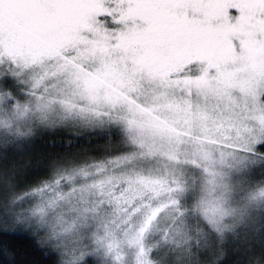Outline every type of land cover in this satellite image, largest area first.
Listing matches in <instances>:
<instances>
[{
	"label": "snow or ice",
	"instance_id": "1",
	"mask_svg": "<svg viewBox=\"0 0 264 264\" xmlns=\"http://www.w3.org/2000/svg\"><path fill=\"white\" fill-rule=\"evenodd\" d=\"M74 2L0 0V110L23 115L30 105L41 111L59 107L109 121L114 119L113 110L125 112L115 118L117 124L129 129L138 154L151 156L157 167L114 179L112 185L119 183L115 191L102 193L94 203L85 202L82 193L75 196L76 203L72 196L67 198L64 206L72 213V227L93 240L78 254L72 253L74 258L67 264H129L122 237L139 239L155 235L156 229L165 241L173 229L191 233L195 226H203L211 231L216 221L191 210L195 197L189 189L198 185L183 178L186 170L215 182L231 156L240 165L241 183L264 197V116L259 121L252 116H216L192 101L193 95L207 97L206 80L212 79L214 85L223 80L224 65L206 57L159 67L148 63L153 39L165 25L177 21L144 10H171L177 0H100L96 11L53 46L36 48L31 55L5 52L3 46L12 40L19 10L34 13L28 17L29 27L41 33L47 24L45 14L57 13ZM206 2L183 0L179 7L195 19L193 8ZM228 14L233 22L239 15L234 7ZM236 51L240 56L246 54L238 43ZM45 68L55 71L38 74ZM146 83L152 89L144 96ZM259 99L264 112V86ZM49 207V201H42L26 216L0 210V264H62L67 247L62 236L69 229L58 231L64 216H52ZM110 208L122 215L109 214ZM172 210L178 215L169 216ZM165 217L169 220L161 227ZM251 254L264 256V244ZM145 255L140 253L136 264H148Z\"/></svg>",
	"mask_w": 264,
	"mask_h": 264
},
{
	"label": "rangeland",
	"instance_id": "2",
	"mask_svg": "<svg viewBox=\"0 0 264 264\" xmlns=\"http://www.w3.org/2000/svg\"><path fill=\"white\" fill-rule=\"evenodd\" d=\"M99 2L100 0H75L57 13L45 14L47 24L41 30L42 34L29 27L32 22L28 17H34V13L19 10L15 13L16 29L10 33L12 40L3 46L5 52L31 55L36 48L53 46L59 39L67 38L74 25L85 21L93 11H96L94 6ZM182 2L183 0H177V7L171 10H144L152 15H162L177 21L165 25L153 39L147 56L148 63L159 67L201 57L217 61L224 65L223 80L215 85L212 79L206 80L203 87L209 89L207 97L193 95V103L206 106L209 114L216 116L224 114H231L234 118L252 116L259 121V118L264 116L259 99V90L264 86L261 84V80L264 79L261 75V69L264 68V0H207L203 7L193 8V12L197 14L195 19H189L187 12L181 11L179 4ZM199 2L200 0H197V4ZM232 7L239 13L235 22L228 14V9ZM129 11L136 14V10ZM237 43L246 53L244 56L237 53ZM52 71L55 69L45 68L38 70V74L43 75ZM20 87L26 90L24 85ZM143 87L144 96L150 95L152 85L146 83ZM177 95L181 93L178 91ZM21 103L24 104L26 101L21 100ZM125 114L113 110L114 119L109 121L107 117L69 112L59 107L41 111L30 105L28 112L23 115L0 110V147H18L20 154L26 152L30 146L36 144L40 146V139L43 137L38 133L61 127L74 129V134L79 136L90 131L115 127L125 131L132 141L134 150L122 153L114 160L90 163L84 167L69 166L72 162L81 161L79 158L68 162L63 156L52 159L54 155L48 152L38 153L35 159L37 170L43 169V173L50 175L54 169L63 165L66 167L56 172L54 181L39 184L22 194L10 197L0 191L3 193L0 195V206L3 207L1 210H7L13 216L29 215L42 201H49L48 211L52 216L63 214L65 223L58 231L69 229L62 236V242L67 246L63 257L65 263L74 258L72 253L78 254L85 245L93 243L90 234L81 235L72 227V213L64 206L67 198L72 196L73 202L76 203L75 196L82 193L85 202L94 203L102 193L106 195L107 192L115 191L119 183L112 185L114 179L157 167L151 156L138 154V147L129 129L117 124L115 118ZM247 127L253 126L248 124ZM29 160L31 161L32 157ZM21 165L24 166V163L21 162ZM238 168L239 163L229 156L227 164L219 169L221 176L215 182H212L211 178L204 179L194 172L184 171L183 178L193 185H198L189 189L195 197L191 201V210L193 213L199 212L206 218L215 220L216 224L212 229L220 235L239 226L243 227L245 234L252 231L263 234L264 197L259 190L256 192L247 190V185H243L238 179ZM1 178L0 181L3 180ZM58 178H62L59 185L55 183ZM7 189L3 186L4 191ZM108 211L109 214L122 215L115 208ZM176 215L178 213L175 210L169 213V216ZM168 220V217L162 218L161 227L165 226ZM252 222L255 223L250 224ZM248 228L252 231L247 232ZM204 235V230L200 226H195L191 233L173 229L168 233L167 241L159 229L155 230V235H143L139 239L134 235L130 240L122 237V241L127 243L124 254L129 264H136L135 258L140 253H146L144 258L148 264L169 262L196 264L198 258L192 245ZM207 244L203 247L211 246L210 243Z\"/></svg>",
	"mask_w": 264,
	"mask_h": 264
},
{
	"label": "trees",
	"instance_id": "3",
	"mask_svg": "<svg viewBox=\"0 0 264 264\" xmlns=\"http://www.w3.org/2000/svg\"><path fill=\"white\" fill-rule=\"evenodd\" d=\"M73 131L74 129L64 127L42 131L38 133L43 137L40 139V146L38 147L37 144L30 146L22 154L15 146L0 147V176H3V178L0 177L3 179L0 181V191L10 197L22 194L39 184L54 181L56 172L66 167L63 165L61 168L54 169L50 175L45 174L43 169L41 171L36 169L35 159L38 153L48 152V154L54 155L52 159L63 156L68 162L76 161L79 158L81 161L72 162L69 166L84 167L90 163H105V161L114 160L122 153L134 150L128 134L115 127L90 131L81 136L74 134ZM30 155H32L31 161L29 160ZM83 158L85 159L82 160ZM21 162L24 163V166L21 165ZM117 164L119 165V163ZM256 176L259 178V174ZM3 186L8 188L7 191L3 190ZM3 193L0 195L2 196ZM1 208L3 207L0 206V210ZM200 227L204 230L205 235L192 245L199 259H196V264H264V256L251 254L253 249H259L261 244H264V233L254 232L248 228L247 232H252L245 234L246 231L242 226H239L220 235L214 229L209 231L203 226ZM207 243H210L211 246L203 247ZM62 264H67L63 258ZM168 264H173V262Z\"/></svg>",
	"mask_w": 264,
	"mask_h": 264
}]
</instances>
